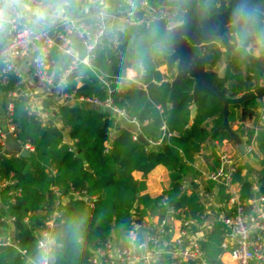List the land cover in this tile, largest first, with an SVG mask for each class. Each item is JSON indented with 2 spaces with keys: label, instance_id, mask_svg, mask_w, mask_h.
<instances>
[{
  "label": "trees",
  "instance_id": "1",
  "mask_svg": "<svg viewBox=\"0 0 264 264\" xmlns=\"http://www.w3.org/2000/svg\"><path fill=\"white\" fill-rule=\"evenodd\" d=\"M148 1L152 6L162 3V0ZM198 8L196 0H192L191 14L187 19L192 25L197 24ZM206 44L192 43L191 48L199 57L213 56L206 70L217 90L225 89L227 97L237 98L245 87L252 92L262 88L264 54L257 52V55L239 57L223 50L222 46L203 47ZM221 60L225 69L220 77L212 69ZM163 65L164 61L140 79L144 89L130 86L131 91L120 89L108 94L97 73L92 71L80 77L79 86L74 80L67 87L58 89L61 94L74 92L76 99L96 98L103 101L110 96L117 107L123 108L138 123L139 133L148 143L146 146L134 140L131 126L122 124L107 110L77 102L59 106L55 116L72 143L71 146L65 144L60 130L49 125L42 126L37 117L28 111L27 99L20 92L22 86L19 79L8 75L7 84L0 85V90L6 102L12 105L10 121L14 127V140L20 148L30 145L33 152H29L30 158H20L17 153H4L0 138V180L11 182L0 190V236L13 230L20 249L26 252V257L31 254L35 234L44 228L54 208L56 195L53 189L68 198L62 212L85 208L90 212L78 264H91V252L103 247L112 234L115 240L124 242L135 225L143 227L147 216L156 217L157 223L168 222L170 217L182 221L195 220L192 232L199 231L205 207L192 186L190 194H187L182 192L181 183L187 176L193 177L199 172L197 169L198 172L194 171L193 165L202 146L208 143L221 145L230 138L224 132H215L222 123V104L207 92L200 93L194 100V82L189 78L172 88L171 82L162 78L160 68ZM95 69V72L108 77L120 78L123 71L121 50L114 49L107 55H101ZM174 69L172 66L168 70L171 78L175 75ZM13 92L16 97L8 98L7 95ZM262 96L264 92L246 100L242 106H229L228 123L231 128L237 124L238 117L252 125L250 132L244 131L241 126L233 130L245 146L254 142L248 155L255 156L258 152L262 156L261 169L257 173L245 163L239 162L236 167L239 197L246 203L254 200L256 194L264 197V121L258 124L260 111L257 103ZM42 105L48 112L51 106L56 105L55 94L45 98ZM193 105L196 111L190 120ZM162 125L165 132L161 130ZM149 142H159V145L151 146ZM105 144H108L107 152ZM80 153H83L84 162L78 158ZM237 153L240 157L245 156L244 151ZM210 158L212 166L208 171H213L219 165V154L213 152ZM158 166L167 171L169 187L160 196L151 198L143 194L146 179ZM134 173H140L141 179L136 180ZM18 190L20 195L15 197V204H9L10 194L13 196ZM205 190L208 193L215 191L216 202L227 206L230 196L223 188L217 187L216 190L213 183L207 182ZM71 191L84 192L91 200L90 204L69 198ZM169 209L172 215L168 213ZM245 212L250 213L248 204L245 205ZM10 217L14 218L10 225L1 221ZM165 230L169 231L170 227L166 226ZM222 230L221 220L199 243L209 264H221ZM169 237L168 234L166 239ZM170 263L167 257L164 264ZM0 264H25V259L12 249L0 248Z\"/></svg>",
  "mask_w": 264,
  "mask_h": 264
},
{
  "label": "clouds",
  "instance_id": "2",
  "mask_svg": "<svg viewBox=\"0 0 264 264\" xmlns=\"http://www.w3.org/2000/svg\"><path fill=\"white\" fill-rule=\"evenodd\" d=\"M205 17L219 0H196ZM226 31L203 47L243 57L264 54V0H228ZM192 0H0V71H31L65 88L93 71L97 59L120 49L122 86L130 87L173 52L175 32L187 22ZM90 212L57 214L34 241L25 264H78ZM135 237H133V243Z\"/></svg>",
  "mask_w": 264,
  "mask_h": 264
},
{
  "label": "built area",
  "instance_id": "3",
  "mask_svg": "<svg viewBox=\"0 0 264 264\" xmlns=\"http://www.w3.org/2000/svg\"><path fill=\"white\" fill-rule=\"evenodd\" d=\"M149 5L150 2L148 1ZM155 7V6H152ZM116 50V49H115ZM95 68L92 72L97 73V78L100 83L107 89L108 94L112 92H118L122 89V85L119 82V78L108 77L100 72H95ZM175 71V69H174ZM0 84L5 86L7 84L8 75L12 74L19 79L22 86L21 93L27 99L26 107L28 111L34 114L42 126L49 125L52 128L57 129L54 117L58 115V107L53 105L49 111L46 112L39 106L38 98H36V92L31 86L23 84L22 74L17 70L0 71ZM36 77V76H35ZM37 81L45 86L48 92L42 99L51 95L50 90L54 86L44 83L39 77H36ZM79 84V83H78ZM137 88L144 89V85L139 80L134 85ZM264 87V84L262 85ZM54 90V89H53ZM16 93H9L8 98H15ZM75 93L63 94V104L60 106L72 105L73 103H86L91 106L102 108L107 110L116 118L121 119L129 124H133L137 127V133L134 134V140H137L139 133V125L133 119L130 118L123 108L117 107L113 100L108 96L105 100L100 101L96 98L93 99H76ZM259 103L264 110V96L259 99ZM12 113V105H7V130L0 129L1 146L4 149V138L7 133L11 134L14 138V127L11 125L10 116ZM264 121V111L260 112L258 124L261 125ZM161 130L165 132V126L162 125ZM16 142V141H15ZM17 144V143H16ZM148 144V143H147ZM151 146L159 145V142H149ZM252 141L249 145L244 147V155H248L253 150ZM18 146V144H17ZM106 152L108 144H105ZM20 150L26 152H33V148L30 145H26L23 148L18 146V153ZM17 153V154H18ZM241 157H235L230 155L226 151L219 152V165L213 171H199L201 177L213 183L215 187H221L226 194L230 196L228 205L230 206L229 213L222 218L223 230L221 233V250L224 253H228L233 260L234 264H264V241L260 231H264V215L259 210V205H264V197L258 196V198L248 201L247 203L240 200L239 193L235 186V174L236 167L240 162ZM11 184L5 180H0V190L5 186ZM188 184L185 181L181 183L182 192L188 190ZM55 196L54 208L50 214V217L45 222L44 229L47 228L49 223L57 217L58 213L63 211V200L68 199L61 195L57 189H53ZM20 195L18 190L16 194L11 196L8 203L14 205L16 198ZM216 192L211 191L205 195L209 202H212L215 198ZM69 198L83 200L85 203L91 200L87 198L84 192L71 191ZM250 207V213L245 212V205ZM171 213V210H169ZM1 221L6 224H11L14 221L13 217L2 218ZM150 224L147 226L150 228L148 234L141 238L138 229L130 230L124 238V242L121 240H115L113 236H110L103 247L95 249L91 252L89 261L91 264H164L165 258L170 257V264H209L204 259V253L200 249V245L192 237V228L196 226L195 220H180L177 235L174 238L166 239V236L170 233L165 230L166 226H169L167 221L156 223L154 226V232L152 233V217H149ZM170 227V226H169ZM35 234V239L39 237L41 231ZM133 237L135 241L133 243ZM0 248H9L16 251L21 257L26 259V252L19 247V241L15 239L13 230H10L6 235L0 236Z\"/></svg>",
  "mask_w": 264,
  "mask_h": 264
},
{
  "label": "crops",
  "instance_id": "4",
  "mask_svg": "<svg viewBox=\"0 0 264 264\" xmlns=\"http://www.w3.org/2000/svg\"><path fill=\"white\" fill-rule=\"evenodd\" d=\"M254 55H257V52L254 53ZM224 69H225V65H224L223 60H221L220 62H218L214 66L212 71L221 77L223 75ZM168 70L169 69H166V67H165V63L160 68V72L162 74L163 80L171 82L174 77L171 78L170 74L168 73ZM18 71L22 74V79H23L24 85L31 86L33 88L34 81L38 83L36 77L31 73V71L26 70L23 67L18 69ZM0 77H1V73H0ZM75 80L77 82V85L79 86L80 85V78H77ZM33 89L36 90V89H38V87H34ZM53 89H55L54 93H55L56 106H60L63 104V94H61V92L58 90L59 88L54 87ZM43 92L44 91L42 90L41 93L43 94V97H44L48 92H44V93ZM43 97L38 98L39 99L38 100L39 106L42 108H43L42 102L44 101V99H42ZM48 97H50V96H48ZM51 97H53V96H51ZM257 103H258L259 111L262 112L263 109L261 108L262 105L259 103V100H257ZM7 105H8V103L6 102V98L2 94V91L0 90V129H2L3 131L7 130V123H6ZM191 109H192V107H191ZM118 120H120L122 122V124H124V125L131 126L133 128L134 134L137 133L138 129L135 125L129 124V123H127L121 119H118ZM190 120H192V119L190 118ZM54 121L56 122L57 129L60 130L61 133L63 134V142L65 144L71 146L72 143L69 140V137L67 135V131L65 128H63L60 120L57 117H54ZM239 126H241L242 129L244 131H247V132H250L253 130L252 125L250 123H248L247 121L242 122L240 120V117H238L237 124H235L234 127L231 129L235 130ZM4 142H5V139H4ZM240 142H241V144L243 146V150H244L245 143L242 139H240ZM222 151H226L230 155L235 156V157L236 156L240 157L237 152H242L239 150V146L237 144H235L232 140L224 141L221 145L208 143V144L202 146L200 152L198 154H196L195 162L193 165L194 171H197V170L208 171L209 168L212 166V161H211L212 159L210 158L211 153L215 152V153L219 154V152H222ZM3 152L4 153H18V151L17 152H10L8 150L6 143H5V147L3 149ZM261 160H262V156L257 152L255 156L245 155V156L241 157L240 162L249 165L251 167V169L255 173H257L261 169ZM198 173H196L197 175H195L193 177L187 176L184 181L189 186L186 193L190 194V188L192 186L193 190H195L197 192L199 199H200V202L205 207V212H204V216H203V224L201 225L199 231H197L195 233L192 232V237L199 244L200 241L205 239L206 234L213 229L214 225L216 223L220 222L222 220L223 216H225L229 213L230 206L228 204H227V206H224L222 204L221 205L218 204L216 202V196L212 202H209L206 199L205 195L208 192H206L205 187L207 186V182H209V181L204 180L201 177L200 173L199 174ZM133 177L136 180H140L141 174L140 173H134ZM168 187H169L168 173L164 168H162L161 166H158L152 171V173H150L148 175V177L146 179V190L143 194H147L151 198H156V197L160 196L163 193V191L167 190ZM235 188H236L237 192L239 193L240 188H239V185L237 183H236ZM216 190H217V187H216ZM225 194H226V192H225ZM67 201H68V199H64L63 204H66ZM169 210H168V213H169ZM259 210L264 215V205H259ZM169 214L170 215L173 214L172 210H171V213H169ZM179 221L180 220H177L175 218L173 219L171 217L168 219V223L170 226V233H169L170 237H169V239L174 238L177 235V231H178V228L180 225ZM156 223H157V218L152 217V226H155ZM149 224H150L149 216H147L144 218L143 227H139V226L135 225V228L138 229V233H139L141 238H144L148 234L149 230H148L147 226ZM259 234L261 235V237L263 238V241H264V231H260ZM111 236L114 237L113 234ZM166 258H165V260H166ZM168 258H169V260H171L170 257H168ZM220 262H221V264H234L230 255L228 253H224V252L220 256Z\"/></svg>",
  "mask_w": 264,
  "mask_h": 264
},
{
  "label": "water",
  "instance_id": "5",
  "mask_svg": "<svg viewBox=\"0 0 264 264\" xmlns=\"http://www.w3.org/2000/svg\"><path fill=\"white\" fill-rule=\"evenodd\" d=\"M219 5V8L215 9L214 14L209 17H205L200 8H198L196 25H192L190 21H187L174 29V50L172 54L166 56L163 61L166 69H171L172 66L175 68V75L171 81L172 88L189 78L194 82L192 90L194 100H196L200 93L207 92L222 104V123L216 128L215 132L221 131L226 133L230 140L239 146V150L243 151V146L239 137L234 133L228 123L229 106H242L246 100L254 99L264 92V87L254 92L249 91L248 88L245 87L241 96L237 98L227 97L225 89L219 91L212 85L210 76L206 70V66L213 60V56L205 55L199 57L191 48L192 43H208L214 36L223 37L226 31L225 25L228 22L230 5L228 0H221ZM221 46L226 50L227 42L222 40ZM122 89L131 91V88L126 86H122ZM195 111L196 107L193 105L190 114L191 119L194 118ZM4 139L10 152L18 151V146L11 134L7 133ZM137 140L141 144L147 145V142L141 134L137 136ZM18 156L20 158H30V154L24 150H20ZM78 158L84 162L83 153H80ZM258 196L259 195L256 194V199ZM86 203L89 204V201Z\"/></svg>",
  "mask_w": 264,
  "mask_h": 264
},
{
  "label": "rangeland",
  "instance_id": "6",
  "mask_svg": "<svg viewBox=\"0 0 264 264\" xmlns=\"http://www.w3.org/2000/svg\"><path fill=\"white\" fill-rule=\"evenodd\" d=\"M34 87H38V89H34V91L36 92V98H39V97H43V94L41 93V91L43 90L44 92L46 91V89H45V86L43 87V85H41L39 82L37 83V82H35L34 81V85H33V88ZM43 92V93H44ZM55 92V89L53 90V89H51L50 90V93L51 94H53ZM55 94V93H54Z\"/></svg>",
  "mask_w": 264,
  "mask_h": 264
}]
</instances>
